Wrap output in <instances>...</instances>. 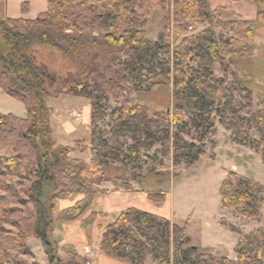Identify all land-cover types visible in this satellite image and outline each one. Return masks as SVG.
Segmentation results:
<instances>
[{
  "label": "trees",
  "instance_id": "trees-1",
  "mask_svg": "<svg viewBox=\"0 0 264 264\" xmlns=\"http://www.w3.org/2000/svg\"><path fill=\"white\" fill-rule=\"evenodd\" d=\"M206 7L205 0L198 9L186 0H173L171 31L166 29L153 42L144 32L147 12L137 13V0H114L112 5L49 0L46 10L32 19L8 17L6 0H0V89L26 111L24 118L0 113V264H28L21 257L31 255L29 235L41 241L47 264H86L72 245L62 247L65 256L60 257L47 235L57 201L79 196L59 210L57 219L81 221L82 227L93 225L98 215L107 216L95 209V198L108 192L106 183L114 190H129L132 182H140L150 187L149 202H165L169 193L161 175L168 176L170 170L163 159L170 160L173 176L182 166L195 164L205 142L216 134V120L233 129L232 142L257 152L264 165V110L235 115L229 93L244 92L252 106L248 77L234 67L250 63L254 24L224 21L219 25L227 36L215 31ZM190 21L209 26L189 33ZM85 29L108 31L98 38L83 34ZM216 63L233 76L227 91L213 74ZM169 84L170 110L150 112L147 104L132 101V93ZM63 94L89 102V145L75 141V148L89 153L88 163L71 157L72 148L54 137L47 102ZM239 120L244 121L242 130ZM251 130L258 138L250 136ZM218 193L221 207L246 219H262L264 185L253 178L229 170ZM26 203L32 209L22 213L19 205ZM221 225L238 236L235 259L191 245L184 226L134 207L102 228L98 247L126 264H264V227L243 232Z\"/></svg>",
  "mask_w": 264,
  "mask_h": 264
},
{
  "label": "rangeland",
  "instance_id": "rangeland-1",
  "mask_svg": "<svg viewBox=\"0 0 264 264\" xmlns=\"http://www.w3.org/2000/svg\"><path fill=\"white\" fill-rule=\"evenodd\" d=\"M84 1L94 4L104 1L107 4L112 5L114 0ZM137 1L141 6V8L137 10V13L140 14L141 11L147 12L144 32L149 40L153 42L158 41L162 32L166 29L171 31L173 24V0ZM186 1H188V3L195 9H198L200 4L203 5L204 0ZM263 1L264 0H262V2ZM205 5L209 10L211 18H213L212 21L214 23L215 31L224 32L227 36H229V33L221 29L219 25L220 23L229 19H241L253 22L256 31L253 37L255 48L250 57V63L246 62L243 69L238 66L236 68V65L234 67L237 73L245 74L248 77L247 82H249L248 84L253 90L251 94L252 106L249 107L247 105V98L244 96V92L238 93L236 90H232L229 93H231L232 101L237 107V113L235 115L248 117L258 109L264 110V104L261 102L260 98H264V13L259 12L254 19H243L244 15L238 13L233 14L234 12H232L231 9H228L227 6L211 9L208 0H205ZM242 10L245 11L244 9ZM260 13H262V15ZM190 24L191 26L188 28L189 33H197L209 26V23L202 21H190ZM66 31L71 33L70 30ZM107 31L108 30L104 29L92 31L85 29L82 33L91 34L92 36L99 38ZM53 58L57 60L55 56H53ZM192 65L194 64L192 63ZM50 66H53V63L50 64ZM60 73H62V71H60ZM213 74L216 78L223 80L225 87L224 90L227 91L231 88V83L233 81L232 74L226 73L218 63L215 64ZM171 93L172 90L170 84L159 85L152 88L148 93H132L131 98L132 101H136L139 104H147L150 112L164 109L170 110L172 98ZM87 101L86 98L67 94L60 95L58 98L51 97L48 99L47 104L53 111V118L55 119V122L59 121L61 125V127H57V131L64 138L67 137V142L72 145H75L76 139L83 143H89L90 125ZM73 111H75V113ZM0 113L12 114L20 118H24L26 115L24 105L9 97L1 89ZM226 113L230 118L233 116L229 111H226ZM77 114H79V116ZM214 115L217 119L219 113L214 112ZM74 119H77V121ZM240 122L241 123L237 128L242 130L244 121L241 120ZM214 129L216 134L210 138V141L205 142L204 151L199 160L190 167L182 166L179 175L173 176L170 160L167 158L163 159L164 165L170 170L168 176L166 173L161 175L162 180H165L167 184L164 189L168 190V193L170 191L165 208L171 213L169 219L171 223H176L185 227V233L191 238V245L207 247L213 254L217 255H233L234 258L230 259H235L236 255L234 253V246L237 242L238 236L229 231L225 226H222L221 223L225 222L228 225H234L240 228L243 232L261 228L264 227V209L262 210V219L260 221H253L234 214L229 209L221 207L218 188L220 182L229 170L235 171L248 178H253L255 181L264 185V165H262L261 158L257 152L247 146L237 144L230 140V134L233 129L225 128L219 124L217 120L215 121ZM249 134L252 137L258 138V134L254 130H251ZM10 153L11 152L7 155H10ZM0 155H4L3 150H0ZM130 185L137 189H142L143 191L150 189V187H142L141 183L136 181L132 182ZM103 186H107L110 189L114 188V186H111V183H106ZM139 194L141 193L134 192V195H131L128 198L124 196L122 199H118L120 196H116L117 200L111 197L109 198V202L112 201L114 205L126 204L127 206H131L134 204L137 208L146 210V207L143 204L148 202L145 199L143 200ZM109 195L111 194L109 193L107 196ZM78 199L79 196L72 199H60L58 200L60 201L59 206L61 208L72 206ZM106 201V204L108 203L109 206L108 200ZM154 204H150L151 207H154ZM19 208L22 213H24L26 210L32 209V204L26 203L24 205H19ZM58 212L59 209H57L56 205L54 212L50 215L52 225L48 227V232L51 236L50 238L56 242L58 255L64 257L65 255L62 251V247L72 245L77 252L78 250L73 244L65 242L66 235L71 232L72 222L59 221L57 219ZM186 219L188 221L185 223ZM110 222V218L101 215L96 216L94 224L88 227H82L81 221H79V227L82 230L81 232L72 234L70 239L80 247V252L83 253V255L86 253L91 255V251L95 250L96 245L98 246V243L96 242L101 236L100 232H102V228ZM4 227L16 231V229L9 224H5ZM82 242H86L87 245L85 248H87V250L82 249ZM26 244L30 248L31 255H23L21 257L23 260L28 264H47L46 254L44 253L41 241L38 238L29 235L26 238ZM92 258L93 257H87L84 259L86 262H91ZM147 264H152V262L148 261Z\"/></svg>",
  "mask_w": 264,
  "mask_h": 264
},
{
  "label": "crops",
  "instance_id": "crops-1",
  "mask_svg": "<svg viewBox=\"0 0 264 264\" xmlns=\"http://www.w3.org/2000/svg\"><path fill=\"white\" fill-rule=\"evenodd\" d=\"M48 1L49 0H6V10H5L6 15L10 18L32 19V18H35L38 14H40L46 10V6H47ZM22 4L26 5L25 8L21 7ZM208 4L210 5L211 9H215L216 7L222 8V6H227L228 9H231V11L234 12L233 14L238 13V14L244 15L243 19H254L257 17V14L259 12L264 13V1L262 2V0H208ZM242 9H244L245 11H243ZM262 13H260V14L262 15ZM240 18H242V17H240ZM87 103H88L87 106L89 107V102L87 101ZM73 112L75 113V111H73ZM77 115L79 116V114H77ZM53 117H54L53 111L50 109V123H51V127L53 130L54 137L57 140L58 144L67 145V146L71 147L72 148V150L70 151L71 157L82 159L84 162L88 163L89 153L87 151L80 152L77 148H75V145H72L69 142H67L68 138L67 137L64 138L57 131V127H61V125H60L59 121L55 122V119ZM74 120L77 121V119H74ZM89 125H90V119H89ZM61 129H63V128H61ZM83 145L88 146L89 143L84 142ZM111 186H113V185L111 184ZM103 188L106 189L108 192H106L105 194H101L95 198V202H96L95 209L98 211H102V212L106 213V215H107L106 218L107 217L110 218L111 222L115 219V217L122 210L129 208V207H134V208H137V207L134 206V204L131 206H127L126 204L114 205L112 203V201L109 202V198L113 197L115 200H117L116 196H120V198H118V199H122L124 196L126 198H128L129 196L134 195V192H140L141 194H139V196L143 200L144 199L147 200L146 191H143L142 189H137L136 187H134L132 185H131V188L129 190H125V189H121V188L114 190V188L110 189L107 186H103ZM142 192H143V194H142ZM109 193L111 195L107 196ZM169 193H170V191H169ZM106 200H108L109 206H108V203L106 204V202H107ZM59 202L60 201H57V209L60 210L63 208H61L59 206ZM119 202H121V201H119ZM147 202L148 203L143 204L146 207L145 211H148V212H151L153 214H157V215L163 216L167 219H170L171 213L168 212L167 208H165V204H167L168 198L165 202H163L161 204H154L153 203L155 205L154 207H151V205H150V204H152L151 202H149L148 200H147ZM64 208H66V207H64ZM111 215H113V216H111ZM79 224H80L79 221L72 222L71 232L68 233V235H66V238H65L66 241L65 242L69 243V244H73L75 246V248L78 250V252L84 258L93 257L91 262L88 261L89 264H126L124 262L106 257L99 250L97 245L95 247V250L91 251L92 256L88 253L83 255V253L80 252V249H79L80 247H78L75 244V242L74 241L72 242L70 239L72 237L71 236L72 234H75L76 232H81L82 229L79 227ZM100 234H101V232H100ZM99 239H100V237H99ZM99 239L96 243L99 242ZM82 245H83L82 249L87 250V248H85L87 245L86 242H82ZM225 256H227L229 258H234L233 255H225Z\"/></svg>",
  "mask_w": 264,
  "mask_h": 264
},
{
  "label": "built area",
  "instance_id": "built-area-1",
  "mask_svg": "<svg viewBox=\"0 0 264 264\" xmlns=\"http://www.w3.org/2000/svg\"><path fill=\"white\" fill-rule=\"evenodd\" d=\"M86 264H88V262H86Z\"/></svg>",
  "mask_w": 264,
  "mask_h": 264
},
{
  "label": "water",
  "instance_id": "water-1",
  "mask_svg": "<svg viewBox=\"0 0 264 264\" xmlns=\"http://www.w3.org/2000/svg\"><path fill=\"white\" fill-rule=\"evenodd\" d=\"M47 235H49V233Z\"/></svg>",
  "mask_w": 264,
  "mask_h": 264
}]
</instances>
